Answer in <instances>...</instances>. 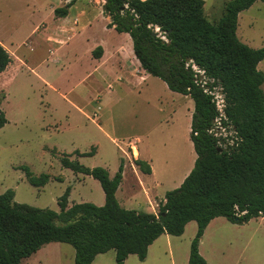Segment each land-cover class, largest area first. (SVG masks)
Returning a JSON list of instances; mask_svg holds the SVG:
<instances>
[{
  "label": "rangeland",
  "instance_id": "374dc122",
  "mask_svg": "<svg viewBox=\"0 0 264 264\" xmlns=\"http://www.w3.org/2000/svg\"><path fill=\"white\" fill-rule=\"evenodd\" d=\"M35 1L31 4L39 7L33 10L30 0L24 5L19 0H0L3 11L13 3L10 10L15 18L10 19L16 21L0 24V35L11 38L10 52L22 60V64L14 62L5 84L0 83V109L7 119L0 129V194L12 190L15 203L58 212L57 200L69 187V205L87 202L102 206L98 181L63 168L60 158L66 156L88 168H104L112 178L121 161H126L129 144L138 147L141 156L151 155L162 183L160 193L178 187L195 156L188 133L192 101L188 97L181 100L158 78L148 76L139 81L132 71L120 73L114 60L105 65L93 61L89 46L101 41L111 52L120 41L106 32L107 19L100 9L89 8L80 16V9L75 8L57 21L49 11V6L56 4L54 0ZM204 13L208 21H218L222 3L210 0ZM37 23L40 32L33 35ZM51 34L64 44L47 43L45 37ZM236 34L250 48L264 47L262 2L239 13ZM51 54L60 63H46ZM257 70L264 76V59ZM261 88L264 92V82ZM214 99L217 107L222 105L218 89ZM75 151H92L93 155L81 157ZM165 163L167 167H161ZM22 167L35 176L45 173L50 178L43 187H33ZM124 208L150 210L141 201ZM195 233L196 223L190 221L182 235L169 236V242L162 236L145 260L129 255L126 264H187ZM198 249L206 264H264V221L235 225L218 218L205 230ZM114 260L115 252L110 250L97 255L91 264H114ZM21 264H74V250L68 244L49 243Z\"/></svg>",
  "mask_w": 264,
  "mask_h": 264
},
{
  "label": "trees",
  "instance_id": "16d2710c",
  "mask_svg": "<svg viewBox=\"0 0 264 264\" xmlns=\"http://www.w3.org/2000/svg\"><path fill=\"white\" fill-rule=\"evenodd\" d=\"M75 1L55 8L53 14L67 16ZM255 2L264 4V0H227L220 19L210 22L203 0H104L101 10L109 19L107 28L129 36L140 68L192 101L193 167L178 187L166 191L154 214L118 204L115 193L122 161L111 178L104 168L60 158L63 168L98 181L103 205H69L67 187L55 212L15 203L14 192L5 191L0 194V264H21L49 243L70 245L74 264H91L110 250L115 252L114 264H124L129 255L143 261L157 238L182 235L190 221L196 223V233L187 264H206L198 247L211 220L221 217L235 225L259 217L264 221V76L257 70L264 47L250 48L236 34L239 13ZM100 54L99 47L92 52L94 58ZM10 62L0 45V73ZM215 89L222 95V113L214 99ZM6 123L0 109V129ZM75 154L85 157L93 152ZM135 164L150 174L145 162L135 160ZM22 169L36 188L50 178Z\"/></svg>",
  "mask_w": 264,
  "mask_h": 264
},
{
  "label": "crops",
  "instance_id": "0c3cea01",
  "mask_svg": "<svg viewBox=\"0 0 264 264\" xmlns=\"http://www.w3.org/2000/svg\"><path fill=\"white\" fill-rule=\"evenodd\" d=\"M19 1L22 2V5H24L26 3V0L25 1L19 0ZM31 1H33V3H36L35 0H30V3H28V5L31 6V9L35 10L37 7H39L37 4H33V3L31 4ZM54 1L56 4L54 6H52V5L49 6V11L53 12V10L56 7H58V6L61 7L65 4H68V3H70L71 0H54ZM203 1H204V6H203V11H204L205 6L210 2V0H203ZM103 2H104V0H77L72 5H70V7L68 8L67 15L70 12V10L75 9V8L80 9V11L78 13V15H80V16H84L86 13V10L89 8L100 9V12L102 13L101 8H102ZM219 2L222 3V5H223L225 0H219ZM11 5H13V3H10L5 8L4 11L0 10V24H5L8 22L9 23H12V22L16 23L15 19H10V18H15L13 12L10 10ZM33 12H31V13H33ZM204 15H205V13H204ZM66 17L67 16L61 18V17H56L54 15V18L57 21H60L61 19L66 18ZM105 18L107 19L106 24H105V27L107 29L106 32H108L110 34H114V36L117 38V40H120V41H118V43H117V48L116 49L112 48L111 52H107V49L105 48V45L103 42H101V41L97 42V44H94V45H91L88 47L89 56L91 57V59L93 61L97 62L98 65H100V64L105 65L107 63V61L111 62L112 60H114L113 63L115 64L117 71H119L120 73H124V71H126V70L132 71L138 76L139 81H145L147 79V77L150 75L146 74L140 68L138 61L134 57L133 52H132V43H131L129 36L125 33H117L113 28H107V24L109 22V19L107 17H105ZM76 22H77V19H75L73 23L76 25V28H78L77 27L78 24ZM63 23H66V22L64 21ZM38 24H40V23H37L34 26V28L32 29V31L34 32L33 35H36L37 33L40 32L39 28L38 27L36 28V26ZM66 26H67V24H66ZM62 28H63V25H62ZM82 29H84V27L81 28V30ZM72 31L74 34L76 31L75 28H73ZM1 36L2 35H0V45L8 52V54L11 57V62L8 64V66L5 68V70L0 73V83L5 84L7 76H9V74L12 73L11 66L14 64V62H16L18 64H22V60L20 59V57L19 58L15 57V55H12V52H10L9 46H11V43H12L11 38H7V37H3V36L1 37ZM29 39L30 38L25 39L21 43V46H23V44L26 41H28ZM45 41L47 43H50L52 45H57V46H62L65 42V41H62L60 38H56V36L53 34L45 37ZM97 47H99L101 49V54L98 58H94L92 56V52ZM111 54L113 55V58H111L112 57ZM50 56H51V58L49 57L46 60V63H60L59 59H57V58L53 59V57L55 56L54 54H51ZM132 65L134 66V69H132ZM135 70L138 71V73L135 72ZM125 74H127V73H125ZM173 94L177 95L178 93L173 92ZM179 96L181 97V100L183 97H187V96H183L180 94H179ZM191 111H193L192 104L190 105V111H189V117H188L189 118L188 133L190 131V118H191V114H192ZM190 143H191V141H190ZM141 154L142 153L140 152L138 147H136L132 144H129V154L128 155L125 154L126 161L122 162L123 163V169H122V173H121L122 178H121V182H120V184L117 188V191H116L117 192V202L122 208H124L125 205H128L129 203L133 202V203L137 204L139 201H141V202H144L146 204V206L150 209V210H148L147 213H154L155 214L157 205H158V203H160L164 200V195L166 192L160 193L158 191V189L160 188L162 183H161V179H159L158 174H157V168H156L157 166L153 162L151 155L141 156ZM195 157L196 156H192V162H191L190 168L185 173V175L182 176L181 180L177 182L176 185L179 186L182 183L183 179L190 172L191 168L193 167V162L195 160ZM135 160H140V161L143 160V162H145L149 166L150 174H145V173L141 172L139 170V168L136 166ZM161 167L165 168V167H167V164L165 163ZM127 174H129L128 177H127ZM168 177H170V175ZM71 193L72 192L70 190L69 196ZM119 194H121L120 200L118 198ZM139 195H140V197H138ZM115 196H116V193H115ZM103 203H104V195H103ZM98 205H101V201L99 202ZM219 218H221V217H219ZM256 219L263 220L262 217H259ZM216 220H218V218L211 220L209 222V224L207 225L206 229L208 227H210L212 224H214L216 222ZM252 220H254V219H252ZM203 235H204V233H203ZM162 236H166L165 237L166 240L168 242L170 241L169 235H167V234L161 235L159 238H157L148 247L147 254L149 252V249L158 240H160V238ZM127 259H128V257H127ZM127 259L124 261V264H126Z\"/></svg>",
  "mask_w": 264,
  "mask_h": 264
},
{
  "label": "built area",
  "instance_id": "2783aa9c",
  "mask_svg": "<svg viewBox=\"0 0 264 264\" xmlns=\"http://www.w3.org/2000/svg\"><path fill=\"white\" fill-rule=\"evenodd\" d=\"M195 70H197L195 67H193ZM198 71V70H197ZM199 72V71H198ZM201 74H202V72H200ZM223 102V101H222ZM223 106V103H222V105L221 106H218L217 108H218V110H219V112L220 113H222V107Z\"/></svg>",
  "mask_w": 264,
  "mask_h": 264
}]
</instances>
